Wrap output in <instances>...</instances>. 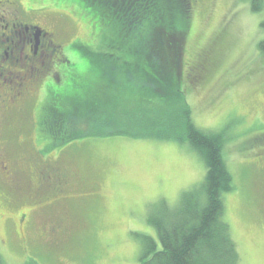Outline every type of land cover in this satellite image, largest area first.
Returning <instances> with one entry per match:
<instances>
[{
  "label": "rangeland",
  "instance_id": "374dc122",
  "mask_svg": "<svg viewBox=\"0 0 264 264\" xmlns=\"http://www.w3.org/2000/svg\"><path fill=\"white\" fill-rule=\"evenodd\" d=\"M54 1L58 7L47 8L43 24L55 30L67 59L60 82H54L67 96L75 85L77 97L89 102L86 89L96 80L103 53L112 52L113 29L83 0ZM190 2L189 21L177 25L186 32L180 88L195 126L223 132L222 153L232 177V190L223 194V220L238 264H264V52L258 48L264 0L257 12L248 0ZM14 122L13 138L2 127L14 141L0 146L4 264H139L141 235L160 244L148 218L177 205L205 176L201 155L185 140L116 133L52 147L37 126L19 119V133ZM22 133L30 140L20 145ZM5 171L15 175L5 178ZM57 172L63 180L58 187Z\"/></svg>",
  "mask_w": 264,
  "mask_h": 264
},
{
  "label": "trees",
  "instance_id": "16d2710c",
  "mask_svg": "<svg viewBox=\"0 0 264 264\" xmlns=\"http://www.w3.org/2000/svg\"><path fill=\"white\" fill-rule=\"evenodd\" d=\"M83 1L113 29L108 40L112 52L103 53L96 80L86 89L89 102H82V94L77 97L75 85L69 96L62 88H53L37 115L38 130L51 138L52 147L81 136L116 133L187 141L203 159V182L183 192L174 207L165 204L148 218L160 244L141 235L138 262L238 264L229 224L223 220V194L232 190L222 153L223 132L195 126L180 88L186 32L177 25L189 21L190 0ZM248 1L253 12L263 7V0ZM54 3L45 4L58 7ZM260 27L264 28V19ZM258 48L264 52V39ZM83 123L87 127L82 130Z\"/></svg>",
  "mask_w": 264,
  "mask_h": 264
},
{
  "label": "flooded vegetation",
  "instance_id": "af4514ba",
  "mask_svg": "<svg viewBox=\"0 0 264 264\" xmlns=\"http://www.w3.org/2000/svg\"><path fill=\"white\" fill-rule=\"evenodd\" d=\"M38 1L0 0V146L10 139L3 133V125L13 138L14 118L19 133L23 124L20 125L19 119L28 122L30 116L28 124L37 126L35 114H39L43 101L57 87L54 78L60 82L66 70L65 46L57 40L52 26L43 24L48 6L34 5ZM1 133L5 140L1 139ZM27 137L28 134L22 133L16 141L21 145L30 140ZM3 158L0 154L4 169ZM46 171L54 169L49 167ZM57 174L58 187L63 180ZM4 175L13 178L15 173L5 171Z\"/></svg>",
  "mask_w": 264,
  "mask_h": 264
}]
</instances>
